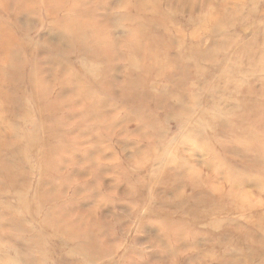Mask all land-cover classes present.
<instances>
[{"label":"rangeland","instance_id":"1","mask_svg":"<svg viewBox=\"0 0 264 264\" xmlns=\"http://www.w3.org/2000/svg\"><path fill=\"white\" fill-rule=\"evenodd\" d=\"M4 1L7 3L9 15H6L0 7V23H7L5 29H0V94H3L0 95V102L5 103L3 109L7 107V97H10L8 99L14 103L9 106L12 110H8L7 107L2 110L3 114L0 110L3 116L0 120L2 118L8 122L14 120L13 125L20 124L12 118L19 115L22 110L25 112L23 109L25 106L21 108L23 104L11 100L12 96H20L19 90L12 84H15L14 81L17 82L18 79L25 90L23 92L31 94L29 84H27V91L22 79L28 81V74L30 76L33 72L37 73L44 83L52 82L51 91L55 93L60 90L62 97L74 94L77 85H90L95 93H99L100 86H103L100 83H110L112 94L104 95L107 102L102 110L115 117L111 123L116 133H112L110 139L102 137L84 125L73 124L78 117L77 114H67L70 121L71 132L69 134L76 136L77 153L74 150H63V163L53 164L41 157L42 145L40 141H36L41 136L40 125L32 126L30 123L26 131H30L33 127L35 135L32 137L31 147L15 155L12 154L15 152V146H5L3 151L0 150V157L8 154L6 163L9 164L6 170V181H2L0 185L7 189L10 187L15 189L14 193L22 191V194L18 195L27 194L28 198L33 190L36 193L37 190L41 191L40 193H43V190L45 193L50 192L55 202L49 203L48 209L43 207L42 210L46 213L51 209V204H55L56 207L69 205L72 208L75 206L74 208L80 212L83 209L88 210L82 218L94 223L93 226L96 229L95 225H97L101 230V239L106 244L109 243L111 249L114 247L116 253H124L123 256L130 257L131 262L166 264L171 255L164 251L163 247H165L182 251V259L186 261L185 263L195 264V259L200 258L206 245H211L212 240L209 239L213 237L209 236L207 228H204L199 232V237L194 240L189 239L191 231L190 226H186L187 221L195 224L199 229L203 228L197 224L202 222L201 218L192 210L188 213L190 218L183 213L180 215L182 218L174 217L177 222L173 228L182 233L179 239L173 237V240L161 235L159 221L167 218V214L173 210L161 199L171 197L174 192L172 189H163L155 180L151 182L146 180L149 176L156 179L154 174L156 170L153 171V169L158 168L161 163L154 159L156 153L150 150L149 145L150 143L151 146L155 145L157 148L154 147V150L158 149L160 153L161 146L158 143L161 139L164 144H167L162 146L171 148L165 155H169L173 149H176L188 155L196 169L201 171L203 168L201 163L204 159H221L220 165L226 167L227 164L222 160L226 155L227 161L231 163V160L236 162L237 159L232 153H237V151L244 153L236 145L227 141L225 127H220L219 122L225 117L234 118V115H240L242 112L248 114L247 112L255 107L264 110V101H262L264 100V82L256 77H260L261 67L254 66L244 54L249 51L248 46L246 50L240 48L245 41L255 39L261 32L260 29L264 26V0H164V11H157L154 15L149 8H146L148 12L144 14L147 18L144 22H147L148 27H145L143 22V26L139 29L141 32H146V37H154L163 42L162 45H157L154 53L160 57L161 62L158 63V67L163 63L166 64L162 68L167 67L162 70L163 72L152 74L148 92L145 95L147 111L152 108L151 111L149 110V118L157 122L154 129L143 127L136 119L138 107L130 105L128 100H122L120 97L127 75V67L125 59L117 56H120L126 49L125 40L128 32L122 24L124 18L122 8L127 0ZM77 2L80 3V8L75 6ZM209 14L217 19L210 22L211 25L207 30L205 27ZM128 16L134 17L132 14ZM149 16L151 18H148ZM69 18L79 20L75 25L84 27L87 37L99 38L95 31L91 32L89 29L93 20L98 27L107 29L106 38L109 37L108 39L112 40L115 47V50H112L114 60L117 57L113 64V77L106 76L104 71L100 79H95V72L93 73L86 65L90 63L87 59L91 53L80 50L70 33L59 31V25ZM218 19H220L219 22H224H220L222 25L220 28L215 25ZM137 23L140 24V20ZM79 33L80 31L77 32L78 35ZM98 38L97 40L101 39ZM99 41L101 45L106 43L102 39ZM99 41H95L94 44L100 45ZM13 42L17 43L16 46L20 45L19 50L22 57L21 60L11 59L13 66L6 69L2 65V62L6 61L4 48ZM23 47L27 48L23 51ZM93 54H97L96 59L100 63L101 59L104 60L107 57V53H99V51ZM110 55L112 56L111 53ZM49 57L53 61L49 60ZM91 63L96 65L93 61ZM21 65L24 66L23 73L22 70H15ZM96 67L98 68L97 65ZM256 68L259 70H255ZM131 75L134 74L131 73ZM57 79L64 81L65 85L62 89H59L60 85L55 82ZM4 92L7 97L4 96ZM173 92L176 96L170 99L167 106L156 104L157 96L164 93L173 95ZM178 95L180 97L175 100ZM237 100L243 104L245 111L238 112L242 108L236 107ZM255 102L261 107L256 106ZM249 108L250 110L246 112ZM178 109H187L190 112V115L186 116L187 119H184L187 121L189 119L191 122L189 126L181 125L180 119L182 118L179 117L181 113ZM203 110H208L207 117H205L207 119L206 128L196 120L197 117L203 116L201 114ZM212 115H217L218 120L211 122L209 119H212ZM15 118L20 119V117ZM245 121H247L245 123H251L250 117L246 116ZM205 123L206 121L203 122ZM7 124L0 121V131L3 137L5 131L6 137L9 138L6 132L9 129ZM189 130H192L191 136L186 134ZM207 130L214 133L213 138L215 136L219 138L216 150L220 156L215 158L216 155H210L211 148L206 145L205 139L210 134ZM156 133L161 134L159 139L156 137V141L154 139L150 142V139L147 140V137H144V135L154 136ZM184 137H190L194 141H191V145H184L181 143L185 141H181ZM221 137L227 141V146L221 143ZM195 138H200L202 142L204 140L202 147L195 143ZM223 147H226L227 151L223 150ZM85 150L89 151L88 157L84 153ZM72 153L76 155V158L72 159ZM141 154L143 157L139 159L140 165H138L135 161ZM146 159L149 160L146 162ZM58 165L59 170H57ZM0 174L2 175L1 170ZM39 177L43 180L41 181ZM214 178V183H221V177L215 176ZM38 183L41 185L39 186ZM246 187L251 190L250 185ZM204 191L212 194L213 187L210 183L201 182L200 188L194 193L201 195L205 193ZM13 196L14 194L11 193L0 192V218L6 216L5 228H10L12 222L20 227L26 226L29 230L33 229V232L24 234L29 240V235H33L36 231L38 234L40 230H37L36 224L25 215L27 211L19 204L21 201L19 202L17 197L14 199ZM38 196L35 194L30 197L29 202L35 200L36 203ZM62 197L65 199H60ZM248 197L250 200H253V197L260 199V195L255 191L249 192ZM214 199H216L215 196L211 200L209 198L208 203L210 204L208 205H214L216 203ZM228 200L232 198L228 197ZM263 202L259 200L257 203L260 209H264ZM136 207L138 209L134 212ZM9 210L17 214L12 215L8 213ZM218 210L216 216L219 218L223 216L222 218L232 227L248 228L250 222L256 223L255 221L258 220H255L253 213L250 214V207L244 204L235 206L229 201L227 208ZM260 214L264 216V211ZM191 218H195L193 222L188 220ZM10 241L16 243L19 250L26 251L25 242L12 239ZM29 241L32 245V241ZM106 247L108 249V245ZM246 247L247 245H241V248L228 254L230 247L226 246L222 249V256L227 258V264H264V255L249 252ZM31 256L44 259L46 264H84V260L77 256L66 254L62 245L52 250H49V246L45 249L34 248L31 250Z\"/></svg>","mask_w":264,"mask_h":264},{"label":"bare ground","instance_id":"2","mask_svg":"<svg viewBox=\"0 0 264 264\" xmlns=\"http://www.w3.org/2000/svg\"><path fill=\"white\" fill-rule=\"evenodd\" d=\"M41 1L46 2L47 0ZM82 1L83 0H80L79 2ZM163 3L164 0H127L122 8L124 14L122 24L128 34L125 40L126 49H124L120 56H117L125 59L127 67V75L123 82V92L120 94V97L122 100H128L130 105L138 107V116H136V119L143 127H148V129H154L155 125H157L155 119L151 120L148 115L152 108L147 111V100L145 95L148 92V85L151 82L150 79L152 78V74H158L167 67L162 68L166 63H163L158 67V63L161 62L160 57L154 53V49L157 45H162L163 42H160L159 39H155L154 37H146V32H141L139 27L143 26L142 23L145 21L144 19H147L144 15L148 12L146 8H149L154 15L157 11H164L165 7H163ZM75 6L80 8V3L77 2ZM0 7L6 15H9L7 3H5L4 0H1ZM71 10L73 11V9ZM130 14L134 17L128 16ZM148 18L151 17L149 16ZM216 19L217 18H212V14H209L205 28L209 30L211 25L210 22H214ZM138 20H140V24L137 23ZM219 20L220 19L216 21L215 25L220 28L222 25H220L221 21L219 22ZM78 21L79 20L76 18L66 19V22L64 20L62 24L59 25V31H61V33H70L74 37L77 47H80V50L91 53V56L87 59L90 63L86 65L91 71H93V73L95 72V79H100V77L104 75V71L106 76L113 77V64L117 57H115L116 59L114 60L112 50H115V47L112 40L108 39L109 37L106 38L105 32L107 29L98 27L94 20L89 26L91 32L95 31L99 38H101L103 42H106L105 45H101V42L99 41L101 39L98 37L94 38L93 36L87 37L85 28L77 24L75 25ZM5 23H0V29L3 30L6 28L7 23ZM144 24L145 27H148L147 22H144ZM260 30L261 32L255 37V39L245 41L246 43L242 42L243 45L240 48L241 50H244V48L246 50V46L250 48L249 51L244 54L247 55L249 61H251L254 66L261 67V71H259L260 77L252 75L258 77L264 82V26L261 27ZM78 31H80L79 35L77 34ZM97 38L99 40H97ZM95 41H99L100 45L94 44ZM16 44V42H13L8 47L4 48L6 45L3 47L5 50L4 58L6 57V61L2 62V65H4L6 69L13 66V63L11 64V59L21 60L22 54L19 50L20 45L16 46ZM28 47H30V45ZM25 48L27 47H23V51ZM98 51L99 53H107V57L104 60L101 59V63L96 59L97 54H93ZM49 60L53 61L51 57H49ZM91 61H93L98 68L91 63ZM23 68L24 66L21 65L15 68V70H22L23 73ZM255 70H259V68H256ZM131 73L134 75H131ZM256 73L258 72L256 71ZM22 80L25 83V89L28 91V87L30 88L31 94L23 92L24 88L19 83L18 79L17 82L14 81L15 84H12L17 90H19L20 96H12L11 100L23 104V106L20 107L22 108L25 106L23 108L25 112L22 110V115L20 114L21 112L19 115H12V119L17 120L20 124L16 123V125H13L14 120L10 122L3 118L0 120L3 124L8 123L7 127L9 129L6 132L8 133V136H10L9 138L6 137L4 131L3 137L0 131L1 151L5 149V146H15V152L12 153L15 155L17 152L25 151L28 147H31L32 137H35L33 127L30 131H26L28 129H26L27 125L31 123L32 126L40 125L39 129L41 130V136H39L36 141L41 142L42 146L40 150L42 159L45 161H51L53 164H62L64 160L63 150H74L77 153L76 149H78L76 146V136H71L69 134L71 132L69 129L70 121L67 114H77L78 117L73 124L76 126L84 125L99 133L102 137L110 139L112 133H116L114 126L111 123V120L115 119V117L102 110V107L107 102V98H105L104 95L109 96L112 94L110 83H100L103 84V86H100L99 93H95L90 85H77L74 89V94L62 97L60 90L55 93L51 91L52 87L50 86L52 82L44 83L37 73L34 74L32 72L30 76L28 74V81H24V79ZM55 82L60 85L59 89H62L65 85L64 81L61 79H57ZM27 84H29L28 87ZM5 95L6 92H4V96ZM174 96H176L175 92H173V95L167 93L159 95L156 98V104L158 105L160 103L167 106L170 99ZM178 97L180 96L178 95L175 100ZM8 98L10 97H7L6 105L8 110H12L9 106L13 105L14 102L10 101ZM254 104L261 107V105L256 102ZM4 105V102H0L1 112L7 108L3 109ZM242 106L243 104L240 100H237L236 107L242 108L239 109L238 112L244 110ZM248 110H250V108L247 109L246 112ZM178 111L181 113L179 116L182 118L180 119L181 125L184 127L189 126L191 123L189 122V119L188 121L184 119H187L186 116L190 115V112L187 109H178ZM207 112L208 110H203L201 112L203 116L196 118V120L203 126H207V119H205V117H207ZM247 113L248 114L242 112L240 115H234V118L225 117L223 121H220L221 123L219 122L220 127H225L224 130L225 134H227V141L233 143L239 150L244 152L242 154L238 151L237 153H232L233 157L237 159L236 162L231 160V163L227 161L228 157L226 155L225 159H222L227 164L226 167L220 165L221 159L210 158L209 160L204 159L203 163H201V166L203 167L202 171L198 170L193 161L189 159L188 155H185L176 149H173V152L169 153V155H165L171 148L162 146L167 144H164L161 139H159L161 134L156 133L157 135L155 134L154 136L144 135L145 138L147 137V140L150 139V142L154 139L156 141L158 138V145L161 146L160 148L158 147L160 151V153H158V149L154 150V147H156L155 145L151 146V143L149 145L151 148L150 150L156 153L154 159L161 161V163L158 168L153 169V171L156 170V172L154 171L156 179H152V176H149L146 180L150 182L155 180V182L163 187V189H172L174 192L171 197L161 199L164 204L170 205L171 208H173L172 212L170 211L167 214V218L163 221H159L161 235L163 234L162 236L170 237L172 239L173 237H180L182 233L175 231L173 228L177 222V220H174V217L179 216V218H182L180 215L183 213L190 218L188 213L192 210L194 214L201 218L202 222H198L197 224L203 226V228L199 229L195 224L186 220V226H190L189 229L191 231V237L189 239L194 240L199 237V232L204 228H207L209 236L213 237L209 239L210 241L212 240L211 245H206V248L202 250V255L199 256L200 258L195 259V264H208V261H210L209 264H227V258L222 256V249L226 246L230 247V250L227 252L228 254L233 253L237 248H241V245H247L246 250H249V252L260 254L261 256L264 255V216L260 214L264 209H260V207L257 206L259 200L264 201V110L255 107ZM6 115L7 113L5 112V116ZM213 115L212 119H209L208 117L211 122L218 120V116ZM35 116L36 118H34ZM246 116L250 117L251 123H245L247 122L245 121ZM0 117H3L1 113ZM15 117H20V119H16ZM204 121H206L205 124H203ZM10 123L12 124L9 125ZM7 127L5 129H7ZM257 128H260V130H257ZM153 132L154 131H152V133ZM207 132L210 134H208L209 137L205 139V141L208 148H211L210 155H216L214 158L220 156L216 150L219 138L217 136L213 138L212 136L214 135L212 134L214 133L210 132V130H207ZM186 134H192V130H189ZM141 136L143 137V134ZM182 140H185L181 142L184 145H191V141H194L191 140L190 137H184L181 141ZM227 141L221 137V143L224 146H227ZM195 143L202 147L204 140L202 142L200 138H195ZM222 149L227 151L226 147H223ZM219 151L221 152V150ZM80 152L82 151L80 150ZM84 153H86V157H88L89 151L85 150ZM7 156L4 155V157H0V170L2 172V175L0 174V183L6 181V170L9 168L8 162L6 163ZM71 157L74 159L76 158V155L72 153ZM141 157H143V154H141L139 158L137 157L138 159L135 161L136 164L140 165L139 159ZM148 160L149 159H146V162ZM245 164H247V166H245ZM57 170H59V165ZM215 176L221 177V183H214ZM40 180L42 181L43 179L40 178ZM201 182L210 183L213 187L212 194H207L205 191V193L201 195L194 193L200 188ZM38 185L40 186L41 184L38 183ZM247 185L251 186V190L246 189ZM2 191L14 194V199L17 197L19 202L21 201L24 203L20 202L19 204L25 207L27 211L25 215L32 219L31 221L36 224L37 230L39 229L40 231L38 234H36V231L33 235H29V240L32 241L31 245L30 241L25 238L24 234L33 232V229L29 230L26 226H24L25 228L20 227L17 223L12 222L10 228H5L4 221H7L6 216L0 218V264H46L44 259L31 256V250L34 248L45 249L47 246H49V250H52L60 245H62L63 251L66 252V254L77 256V258L84 260V264H136V262H131L130 257L123 256L125 255L124 253H116V249L113 246L111 249L109 243L106 244L105 241L101 239L100 228L95 225L97 227L96 229L93 226L94 223L82 218L83 215L88 213V210L83 209L80 212L77 208H74L75 206L72 208L69 207V205L56 207L55 204H51V209L49 208V212L46 213L42 210L43 207L45 206L48 209V204L55 202V198L52 199L53 195H51L50 192L45 193V190H43V193H40L41 191L37 190L36 193L33 190V193L29 198L38 194L39 196L35 203V200L34 202H29L27 194L18 195L22 194V191L14 193L15 189H12L11 187L7 189L0 185V192ZM252 191L257 192L260 195V199L257 198L259 197L257 196L256 198L253 197V200H250L248 194ZM214 196L216 198L214 199L216 203H214V205H208L210 204L208 203L209 198L211 200ZM228 197L232 198V200H228ZM60 199H65V197ZM229 201L230 204L235 206L240 204L249 206L251 209L250 214L253 213L255 220L258 219L255 221L256 223L250 222L248 228L242 226L232 227L228 225V221L222 218L223 216L221 218L216 216V213L219 211L218 209L227 208ZM137 207L134 212L138 209ZM8 213L12 215L17 214L13 210H9ZM23 219L22 216V220ZM193 219L195 218L188 220H192L193 222ZM257 233H259L260 236L256 235ZM10 239L25 242L27 247L26 251L19 250L16 247L17 244L10 241ZM106 245H108V249ZM163 248L165 252H168L171 255L166 264H186V261L182 259V251L176 249L170 250L165 247Z\"/></svg>","mask_w":264,"mask_h":264}]
</instances>
